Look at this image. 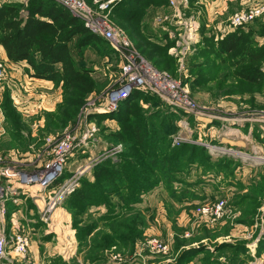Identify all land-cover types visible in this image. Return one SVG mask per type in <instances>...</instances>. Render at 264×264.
<instances>
[{"label":"rangeland","instance_id":"rangeland-1","mask_svg":"<svg viewBox=\"0 0 264 264\" xmlns=\"http://www.w3.org/2000/svg\"><path fill=\"white\" fill-rule=\"evenodd\" d=\"M30 1L0 0V4L17 3L21 5L22 11H25ZM213 1L199 0L194 6L190 1L189 7L183 10L184 21L192 23L193 44L182 72H179L178 58L171 51L174 44L169 39L170 31H175L179 25L166 29L167 25L163 22L166 16H171L173 12L169 7V0L165 5L151 6L143 19L144 27L156 33L155 42L149 39L156 47H140L137 36L133 38L123 24L115 19L117 6L112 11L113 24L124 32L132 44L136 65L139 66L138 74L135 75L149 79L151 76L157 84L170 86L171 93L174 94L168 97V101L151 91H142L147 98H153L154 101H140L136 105L138 112H133L130 120L135 122L137 117L143 118L146 128L151 125L158 129L154 137L158 134L160 139L166 138L171 149L183 148L186 150V157H181V165L170 181H162L153 191L142 196L140 202L133 207L146 219L142 236L136 240L134 246H113L102 250L98 253L99 258L94 261L88 259V248L78 240L72 215L66 210L65 204L82 186L83 180L94 181L93 173L102 162L108 159L117 161L123 153L134 150L113 139V136L122 130L121 122L117 119L121 106L117 110H109L107 103L110 90L128 79V75L123 74L121 70L123 65L127 64L126 57L123 53H118L104 35H97L107 42L109 53L102 58L89 53V61L93 64L90 70L95 90L87 95L85 102L78 109H65L67 115L65 124L62 125L52 124L59 118L58 108L64 98L62 85L54 83V91L60 88L62 99L53 111L44 110L41 104L35 113L30 112L26 106L23 111L20 108L23 105L20 93L24 92V89L9 86V67L0 59L6 73L0 86V185H7L6 179L11 176L44 174L52 160L59 156L55 150L56 145L61 143L73 145V150L69 149L67 152L69 155L64 174L66 177L61 184L74 173L81 174L75 190L53 206L49 216H46L52 205L49 193L23 196L21 203L17 205L10 201L16 205L15 208L10 206L9 202L6 204L2 217L4 221L7 222V219L11 218L9 211L23 209L29 213L32 209L35 224L45 227L41 228L40 234L32 238L39 250L38 254L36 253V264H264V247L259 249L260 243H264V157L256 152L254 144L244 148L222 142L226 132L243 125L247 130L251 128L258 144L264 145V62L261 68L263 78L257 84L237 79L236 72L247 71L249 67L242 65L236 69L233 60L229 58L222 63L223 57L216 54L215 47H206L204 41L212 37L213 42H219L223 36L221 33L216 35L213 28L203 31L205 23L221 24L226 31H252V39L248 38V41L252 40L256 48L264 47V33L257 32L259 28H264V14L245 27L230 29V19L233 16L241 11L264 6V0H223L227 2L221 14L216 11L217 5H213ZM161 17H164L162 22ZM180 34L185 35V31L181 30ZM169 44L171 46L168 51L161 50ZM235 62L237 64V60ZM147 71L153 74H147ZM5 84L7 87L2 90ZM202 90L209 93L205 104L200 97ZM174 96L179 99H174ZM5 99L12 100V107L20 115V121L6 116L3 108ZM174 102L178 105L173 104ZM49 114L53 116L50 117ZM10 115L14 113L11 112ZM161 124V128L158 127ZM16 128H19L20 132ZM91 133L93 136L85 140ZM50 140L53 143L49 144ZM118 146H121L120 152L112 155L111 150ZM191 152L194 156L197 152V159L189 158ZM199 154H204L206 158L199 159ZM198 160H205L208 164H202ZM25 198L27 209L22 208ZM37 199L43 201V207L40 209L35 203ZM218 202H225V215L217 223L212 224L198 215L200 207ZM249 207L256 211L251 225L240 221L245 209L248 210ZM58 208L65 209L71 215L72 221L69 224L60 217V230L55 231L52 217ZM107 213V205L93 206L87 218L99 222V218ZM21 219L25 217H20ZM18 227L19 233L25 236L29 237L35 233L27 225ZM103 229L105 226L100 223L97 232ZM106 230L109 232L108 229L104 231ZM248 233L253 236L244 238ZM154 238L168 246L166 253H155L149 248L148 243ZM53 246L60 247V251L50 255V248ZM238 246L243 249L240 250ZM12 248L9 246L8 250ZM188 251L194 253L182 258ZM12 256V259H4L7 264H30L34 261L30 248L25 257L14 254Z\"/></svg>","mask_w":264,"mask_h":264},{"label":"trees","instance_id":"trees-1","mask_svg":"<svg viewBox=\"0 0 264 264\" xmlns=\"http://www.w3.org/2000/svg\"><path fill=\"white\" fill-rule=\"evenodd\" d=\"M167 2L168 0H125L117 6L115 19L123 24L133 38L137 36L140 47H148L153 45L149 39L155 42L157 36L155 31L144 27L143 19L151 6L159 7ZM197 2L198 0H191L192 6ZM245 32L243 29L231 30L219 42H213L212 37L204 38V45L215 47L216 54L223 57L222 63L229 58L233 60L236 69L242 65L249 67L247 71H237L236 77L241 81L257 84L263 78L261 68L264 47L256 48L252 40L248 41V38L252 39V31ZM257 32L263 34L264 28H259ZM0 45L11 63L27 64L25 72L31 77L62 85L64 98L58 108L59 118L52 123L57 125L65 124L66 108L78 109L87 95L95 90L89 53L92 52L98 58L109 53L106 41L91 33L80 19L53 0H31L25 11L17 3L0 4ZM170 46L169 44L160 49L168 51ZM143 93L135 91L120 104L117 119L121 122L122 130L113 136L114 140L134 150L123 153L117 161L108 159L102 162L93 173L94 181L83 180L82 186L65 204L66 210L72 215L78 240L88 248L90 261L98 259V253L113 246H134L142 236L146 219L133 207L162 181H170L181 165V157H186V150L183 148L171 149L166 138L160 139L158 134L154 137L158 129L151 125V129L146 128L143 118L137 117L135 122L130 120L133 112H138L136 105L140 101H154ZM12 106V100L5 99L3 108L6 116L20 121V115ZM11 112L14 115H10ZM161 126L162 124L158 125L160 128ZM16 130L20 132L19 128ZM189 158L197 159V152L195 156L191 152ZM203 158L206 156L199 154V159ZM198 161L208 164L205 160ZM104 204L108 206V213L101 216L99 222L87 218L93 206L100 207ZM255 213V210L246 208L240 221L251 225ZM100 223L109 232L104 231L105 229L97 232ZM93 234L95 236L92 238ZM240 247L238 246L242 250ZM263 247L264 243L261 242L259 249ZM193 253L194 251L185 252L182 258Z\"/></svg>","mask_w":264,"mask_h":264},{"label":"built area","instance_id":"built-area-1","mask_svg":"<svg viewBox=\"0 0 264 264\" xmlns=\"http://www.w3.org/2000/svg\"><path fill=\"white\" fill-rule=\"evenodd\" d=\"M64 8L68 9L75 17L83 20L85 27L94 35H104L106 39L113 45L115 50L124 54L127 64L121 68L123 74L128 75L126 82H121L118 87L113 88L107 95V103L109 110H117L122 102L127 100L135 91H151L154 94L160 95L163 99L168 100V97L173 96L170 86L163 83L157 84L153 81V77L143 78L136 76L138 67L136 65V57L133 55L132 44L125 36L121 29L116 28L113 24L112 11L123 0H53ZM191 0H169V7L173 11L171 16L161 17V22H165L169 29L171 26L179 27L175 31H170V40L173 42L172 52L178 58L180 63V70H184V62L189 52L191 51L193 34H191L192 23L186 22L183 19L184 8H188ZM92 4V5H90ZM264 14V6L255 7L249 11H241L233 16L231 20V28L245 27ZM171 18L170 22L168 20ZM172 22V23H171ZM175 22V23H174ZM169 25V26H168ZM184 30L185 35L182 36L180 31ZM187 34V35H186ZM177 35V37L175 36ZM147 74H153L149 71ZM5 66L0 63V86L5 80ZM176 97L174 96V99ZM177 100L179 98H176ZM169 101V100H168ZM173 104L178 105L177 102ZM94 132V131H93ZM91 133L85 140L92 137ZM53 143L50 140L49 144ZM84 144V141L82 142ZM73 145L58 144L56 145L55 152L59 155L54 158L49 168L44 174H19L11 176L9 180L6 179L7 185H0V218L5 214L6 204L13 202L20 204L23 196H28L34 190V194H47L51 200V207L47 210L46 216L52 213V207L59 203L67 195H70L79 184L80 172L74 173L68 178L66 182L61 184L62 178L66 172V160L68 158V150H73ZM121 146L111 150V154L115 155L120 152ZM65 153V155H62ZM72 156V155H71ZM198 215L206 219L212 224L220 221L225 215V202H218L214 205H205L198 209ZM9 246L13 248L9 249ZM149 248L155 253H166L168 246L161 243L158 239L154 238L148 243ZM30 248V238L23 234L15 233L10 238L5 235H0V261L8 260L9 257L13 258L12 254L25 257Z\"/></svg>","mask_w":264,"mask_h":264},{"label":"crops","instance_id":"crops-1","mask_svg":"<svg viewBox=\"0 0 264 264\" xmlns=\"http://www.w3.org/2000/svg\"><path fill=\"white\" fill-rule=\"evenodd\" d=\"M199 1V0H198ZM227 2V1H226ZM226 2L223 0H214L213 1V5H217L216 7V11H218V13H222L223 9L226 7ZM199 5V4H198ZM208 6H211L208 4ZM215 7V6H212ZM205 30L208 31V29L213 28L214 29V33L216 35H218L219 33H221L220 35L225 36L223 34L229 32L226 31V28H223L221 24H213V23H205ZM225 31V32H224ZM219 36V35H218ZM0 59L5 61L9 67V74H7V80H8V84L11 87H18L19 90H21V88L24 89V92L20 93L23 97V99H21L22 102V106L20 107L23 111L25 109V106L29 108L30 112L35 113L34 111H38V106L41 104L42 108L44 110H49V111H53L56 107L57 104H59L61 102L62 96H61V89L58 88L56 91H54V83L51 81H46V80H41V79H36L31 77L30 75H28L25 72V69L28 67L26 63H20V64H14L11 63L6 55V52L4 50V48L0 45ZM192 59V58H191ZM5 87H7V84H5V86H2V90L5 89ZM53 91V92H52ZM19 94H17L18 96ZM208 96L209 93L206 92V90H202L201 91V96L202 97V103L205 104V101H208ZM41 100V102H40ZM40 106V107H41ZM32 107V109L30 108ZM234 136V137H231ZM224 138H222V142H227L232 146H242L244 148H247L249 145L254 144L256 147V152L260 153L263 157H264V145L262 144H258L257 143V139L256 136L253 135L251 128H249V130H247V127L243 126V125H239L238 127H235V129L231 130L230 132H226L223 136ZM258 169H262V168H257ZM252 170V169H251ZM32 195L28 196H33L34 194V190L31 191ZM27 199L25 198L23 202H25ZM30 203V201L28 202ZM35 203H37V205H39L40 208L43 207V201L37 199L35 201ZM9 204H11L10 206H12L13 208L16 207V205L14 206L13 203L9 202ZM31 204V203H30ZM26 202L24 204V206L22 208L27 209L26 208ZM28 207V206H27ZM39 213L40 210H39ZM9 217L11 216V218L7 219V222L4 221V219H0V233H5V236L10 238L11 234H15L19 232V225L24 226L27 225L29 226V229L32 231H35V233H33L32 236H29L30 238V254H31V258L34 261H31L30 264H36L35 262H38L37 260V254L39 252V250L37 249V243L36 241L33 242L34 236H37V234H40L41 232V228H45L43 225L40 226V224H35L36 220L35 217L33 216L34 214V210H30L29 213L25 212V210H14V211H9ZM32 216V217H30ZM20 217H25V219H21ZM62 217L64 221L68 222L69 224H71V215L68 214L65 209L63 208H58L54 214H53V228H55V231L60 230V225L58 224V219ZM29 218V219H28ZM34 222L33 224H26L24 221L30 222V221ZM242 231L245 233L246 230L242 229ZM48 232V230H47ZM45 231V233H47ZM72 232L75 233V231L72 230ZM73 233V234H74ZM248 236H253L252 233H248L245 234L244 238H247ZM75 237V236H74ZM49 244V243H48ZM47 244V245H48ZM45 245V247H49ZM73 247V243L71 248ZM48 248H46L47 250ZM50 251H52V253L50 255H54L58 252L56 251H60V247L58 248V246L56 248H54V246L52 248H50ZM48 252V251H47ZM37 253V254H36ZM62 255V254H61ZM64 259H67L66 257H64ZM0 262H6V260H1ZM264 262V260H263ZM7 264V262L5 263ZM26 264V263H25Z\"/></svg>","mask_w":264,"mask_h":264}]
</instances>
